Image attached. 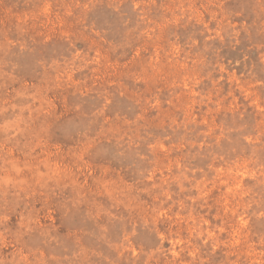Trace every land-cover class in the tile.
<instances>
[{
    "label": "rangeland",
    "instance_id": "obj_1",
    "mask_svg": "<svg viewBox=\"0 0 264 264\" xmlns=\"http://www.w3.org/2000/svg\"><path fill=\"white\" fill-rule=\"evenodd\" d=\"M0 264H264V0H0Z\"/></svg>",
    "mask_w": 264,
    "mask_h": 264
}]
</instances>
